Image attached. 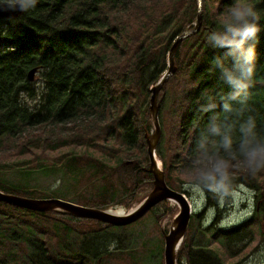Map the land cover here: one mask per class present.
<instances>
[{"label":"trees","instance_id":"16d2710c","mask_svg":"<svg viewBox=\"0 0 264 264\" xmlns=\"http://www.w3.org/2000/svg\"><path fill=\"white\" fill-rule=\"evenodd\" d=\"M247 2L257 13L260 32L252 45L254 73L246 102L243 106L231 102L234 109L243 108L238 115L223 112V100L233 89L224 82L215 62L220 58L231 69L234 59L209 40L212 33L222 31V20L236 0H202L200 29L176 50L175 73L165 86L172 93L167 107L172 110L173 121L170 127L160 117L161 138L155 152L162 162L165 183L174 191L184 194L173 173L180 171L185 176L182 180H188L197 158V143L207 135L214 116L218 121L228 116L234 123L236 143L239 124L249 116L256 121L258 135L264 137V0ZM196 13L197 0H36L18 17L0 18V147L6 142L14 145L32 131L41 130V138L22 143L18 157L26 155L29 148H41L46 154L66 148L55 157L34 155L31 164L26 160L23 166L22 161L0 163V192L101 211L108 207L129 209L142 201L144 197L139 196L154 187L145 151V138L154 131L150 89L167 71L166 54L176 38L193 26ZM166 92L164 89L162 97ZM210 102L217 107L204 111ZM158 105L160 113V96ZM70 122L84 123L80 133L84 136L88 130V142L69 141L62 138L65 135L47 136L46 126L55 130L58 124ZM138 140L142 147L136 144ZM108 143L116 144V148L105 147ZM85 147L94 156L100 149L101 156L111 157L115 171L108 181L97 163L85 158ZM123 153L128 157L120 160ZM99 164L105 165L103 160ZM35 173L53 175L61 187L49 191L31 183L29 177ZM233 173L228 195L198 187L203 194V210L191 216L176 251L177 264L180 258L185 264H226L224 258L242 254L257 231L264 228V189L256 183L255 175L239 168ZM65 186L78 189L80 197L68 198ZM243 186L254 192L257 211L237 225L221 227L218 223L223 210L234 204L233 190ZM177 210L163 201L146 215L152 214L157 222ZM209 210L213 211L212 219L201 220ZM11 219L10 225L5 224ZM84 220L97 227L81 235L83 240L75 247L76 232L67 222L82 219L65 211L39 212L0 202V264H102L111 247L135 258L134 252H127L134 239L125 244L128 234L118 231H127L140 219L120 227ZM48 231L53 241L45 235Z\"/></svg>","mask_w":264,"mask_h":264},{"label":"rangeland","instance_id":"374dc122","mask_svg":"<svg viewBox=\"0 0 264 264\" xmlns=\"http://www.w3.org/2000/svg\"><path fill=\"white\" fill-rule=\"evenodd\" d=\"M188 28V27H187ZM200 29V28H199ZM180 36V35H179ZM178 36V37H179ZM177 37V38H178ZM176 38V39H177ZM183 42V41H182ZM181 42V43H182ZM180 43V44H181ZM179 44V45H180ZM178 45V47H179ZM177 47V48H178ZM171 49V48H170ZM170 51V50H169ZM169 53V52H168ZM167 57L168 55L166 54V63H167ZM174 63H175V56H174ZM167 65V64H166ZM109 71V70H108ZM166 71L162 74L161 78L164 76ZM175 73V66L172 67V73L173 75ZM167 74V73H166ZM160 78V80H161ZM170 78V77H169ZM168 78V79H169ZM36 79V78H35ZM167 79V81H168ZM159 80V81H160ZM159 81L154 84L157 85ZM167 81L162 85L161 89L159 90L157 96H156V106L158 110V118L160 120V117H164V123L165 125H169L171 127L173 118L171 117V112L170 108L167 107V103H171L172 99V93L171 90L166 86ZM152 86V87H154ZM166 89V94H164L162 97V92ZM152 95V93H151ZM159 96H160V101H161V110L159 113ZM167 97V98H166ZM151 98V96H150ZM150 103V100H149ZM94 121V120H93ZM93 121H90V125L92 126ZM59 127L55 130H53V127L51 126H46L45 131L48 137H61L62 138L73 141L75 139L79 141H86L88 142V130L85 132L84 136L83 133H80V130L83 129L84 123H67L64 125L58 124ZM90 126V127H91ZM160 127V124H159ZM65 128V130H64ZM71 129H74V132L71 131ZM64 130V132H63ZM166 132H168L169 127L165 126ZM153 134V132H152ZM151 134V135H152ZM70 137H68V136ZM43 136V133L41 130H34L32 131L28 136L24 138H20L17 143L14 145H11L9 143H4L1 144L0 147V163H9L11 161H22L20 164L21 166L26 165L27 162H24L28 160L29 164H31V161L34 160V155H39V156H51L55 157L59 153H63L65 149L60 150L58 153L54 154H46L44 153L41 148L39 149H31L29 148L27 151V154L21 157H18L21 153L22 150L20 149L22 146V143L25 142L26 140L29 139H39ZM160 138H161V130H160ZM140 139V138H139ZM148 139V137H147ZM175 140V138H174ZM146 142V138H145ZM160 143V141H159ZM139 147H142L139 140L136 143ZM159 145V144H158ZM104 146H114V149L116 148V144H104ZM158 147V146H157ZM145 151L147 154V144L145 147ZM132 152V151H130ZM128 152V153H130ZM140 152L139 149H136V153ZM128 153H123L119 159H126L128 157ZM89 158L91 161H95L97 163V167L100 170L101 174L103 175L104 179L108 181V176L110 173H113L115 171V168L112 167V159L108 155H103L101 156V150L98 149L97 155L94 156L92 153L88 151L85 147V158ZM138 158H141V155L138 154ZM148 158V157H147ZM158 161L160 162V165L162 164L161 160L157 157ZM103 160L105 165L101 166L99 164V161ZM139 161V160H138ZM110 167V168H109ZM87 168V167H86ZM174 177L178 178L179 180L176 181V185L179 187V189H183L184 195L187 198L188 202L192 206L193 214H197L200 211L202 212L203 210V194L202 191L195 185L191 184L188 182V180L183 181L182 179H185V176L181 174V172H174L173 173ZM255 177L257 178L256 183L264 189V171L258 172L255 174ZM29 181L31 183H36L39 186H44V188L48 189L51 191L52 189H59L61 187V183L55 177L51 174H41V173H35L31 177H29ZM148 192H146L144 195L139 196V197H146L148 195ZM180 192V191H179ZM65 193L68 198H78L80 197L79 190L74 189V188H69L65 186ZM254 195V192L249 189L246 186L239 187L237 189L233 190L232 193V201L233 205L230 207H227L225 210V213L222 214L221 220L219 221L218 224L221 225V227H232L234 225H237L241 223L242 221L248 219L249 216H251L252 211L254 212L257 211L256 204L254 203L253 205V200L252 197ZM141 202V201H140ZM139 202V203H140ZM4 203V202H3ZM139 203L133 204L129 209L123 208V207H108L105 210H109L110 212L117 214V215H124L131 209H133L135 206H137ZM8 205V204H7ZM171 205H174L171 203ZM176 206V205H174ZM177 207V206H176ZM178 209V208H177ZM178 211V210H177ZM177 214V213H176ZM175 214V215H176ZM175 215H166L164 218L158 220L157 222L154 221L153 215H145L144 217L140 218V221L132 226H130L127 231H118L119 234H128V239L125 240V244L128 243L130 239H134V244H130L128 247L127 252H134V257L130 259L128 254L125 252L122 253H117L114 248H110L111 251L109 257L105 259L102 264H164L163 260V248H164V237H163V232H168L170 227L173 225V219ZM202 219L201 220H208L212 219L213 217V211L209 210L207 214L201 215ZM83 221L82 222H73L69 223L67 222L68 226H71L75 230V235H74V245L77 247L80 242L83 240L81 237L85 234L88 233L93 228H96L97 225L95 223H90L85 221L83 218H80ZM256 219V218H255ZM87 220H94V219H87ZM12 219L7 221L5 224H11ZM97 221V220H95ZM138 221V220H137ZM103 223V222H101ZM132 234L130 237L129 234ZM45 235L51 238L53 241L55 238L52 236L51 237V232L48 231L47 233L45 232ZM82 235V236H81ZM81 236V237H80ZM81 240H80V238ZM48 244V243H47ZM106 256V257H107ZM181 262V263H180ZM224 262L226 264H264V228L261 227V231H257L255 240L253 243H251L247 249L237 256L236 258L228 259L224 258ZM100 263V262H97ZM101 264V263H100ZM177 264V263H176ZM178 264H185V261H183L182 258L179 259Z\"/></svg>","mask_w":264,"mask_h":264},{"label":"clouds","instance_id":"9594fccd","mask_svg":"<svg viewBox=\"0 0 264 264\" xmlns=\"http://www.w3.org/2000/svg\"><path fill=\"white\" fill-rule=\"evenodd\" d=\"M21 10L36 4V0H15ZM258 16L247 0H236L222 20V31L212 33L209 40L213 46L226 49V57H232L231 69L225 67L220 58L216 64L221 70L224 82L233 89L222 103L223 112L238 115L243 111L233 108V101L243 106L247 99L254 73V43L258 39L260 27ZM215 103H209L204 111L214 110ZM256 121L249 116L239 124V142L233 139L235 125L226 116L218 121L214 116L207 129V135L197 143V158L194 168L188 175V182L211 193L225 196L230 193L234 180V168L251 175L264 171V137L256 131ZM114 246V245H113Z\"/></svg>","mask_w":264,"mask_h":264},{"label":"water","instance_id":"95a60500","mask_svg":"<svg viewBox=\"0 0 264 264\" xmlns=\"http://www.w3.org/2000/svg\"><path fill=\"white\" fill-rule=\"evenodd\" d=\"M23 10L20 9L19 4L0 2V18H16ZM202 21V0H197V13L192 27L186 28L183 33L174 41L167 57L168 70L161 78L159 83L150 89L152 95L149 104L150 119L153 123L154 133L146 136L147 157L149 160L148 171L153 176V189L137 206L125 213L124 215H117L109 210L101 211L94 208L82 207L72 203L62 202L60 200L48 199H26L11 195H4L0 192V202L12 205L15 207L30 209L32 211L47 212L50 210H60L68 212L77 218L94 219L112 226H126L136 222L142 218L151 208L158 205L160 202L169 201L177 206L178 211L173 219V225L168 232L163 233L164 248L163 260L164 264H176V251L182 243L183 237L187 231L190 218L193 214L192 206L188 202L183 193L174 191L167 187L162 169L157 165L160 164L156 157V147L160 141V127L158 119V110L156 106V96L162 85L167 81L169 75L172 73L174 63V54L178 45L193 36L198 32ZM34 72L29 75V80L33 78ZM148 137V139H147Z\"/></svg>","mask_w":264,"mask_h":264},{"label":"bare ground","instance_id":"6f19581e","mask_svg":"<svg viewBox=\"0 0 264 264\" xmlns=\"http://www.w3.org/2000/svg\"><path fill=\"white\" fill-rule=\"evenodd\" d=\"M175 53H176V52H175ZM174 56H175V54H174ZM173 67H174V63H173ZM167 70H168V66H167ZM170 76H172V75L170 74L169 77H170ZM169 77H168V78H169ZM157 165H158V167H159L160 169H162V167H163L162 164L160 165V164L157 163ZM162 171H163V169H162Z\"/></svg>","mask_w":264,"mask_h":264}]
</instances>
